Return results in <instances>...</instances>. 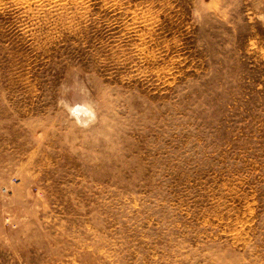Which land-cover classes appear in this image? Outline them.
I'll list each match as a JSON object with an SVG mask.
<instances>
[{"label":"rangeland","instance_id":"1","mask_svg":"<svg viewBox=\"0 0 264 264\" xmlns=\"http://www.w3.org/2000/svg\"><path fill=\"white\" fill-rule=\"evenodd\" d=\"M0 264H264V0H0Z\"/></svg>","mask_w":264,"mask_h":264}]
</instances>
